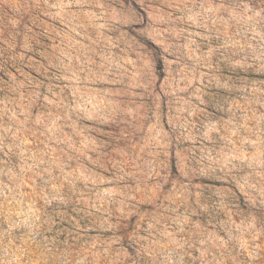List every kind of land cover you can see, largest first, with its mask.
I'll return each mask as SVG.
<instances>
[{
  "label": "rangeland",
  "instance_id": "374dc122",
  "mask_svg": "<svg viewBox=\"0 0 264 264\" xmlns=\"http://www.w3.org/2000/svg\"><path fill=\"white\" fill-rule=\"evenodd\" d=\"M133 259L264 264V0H0V264Z\"/></svg>",
  "mask_w": 264,
  "mask_h": 264
},
{
  "label": "clouds",
  "instance_id": "9594fccd",
  "mask_svg": "<svg viewBox=\"0 0 264 264\" xmlns=\"http://www.w3.org/2000/svg\"><path fill=\"white\" fill-rule=\"evenodd\" d=\"M163 179H164V177L162 176L161 180H163ZM161 196H163V192H161ZM131 239H132L133 243H139V241L135 238V236H133ZM132 264H137L135 259L132 260Z\"/></svg>",
  "mask_w": 264,
  "mask_h": 264
}]
</instances>
